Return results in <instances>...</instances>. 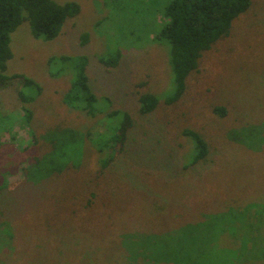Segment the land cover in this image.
<instances>
[{"label":"rangeland","instance_id":"rangeland-1","mask_svg":"<svg viewBox=\"0 0 264 264\" xmlns=\"http://www.w3.org/2000/svg\"><path fill=\"white\" fill-rule=\"evenodd\" d=\"M56 1L76 2L81 7L80 15L67 23L57 39L35 38L28 23L22 24L11 39L13 58L6 74L30 79L41 89L36 102L27 105L33 114L32 130L26 126L19 99L22 78L0 84V182L14 189L24 171L36 160L39 164L36 183L27 177L23 187L32 194L28 209L36 213L39 224L31 215L24 223L21 217L16 220L21 228L17 237L25 239L27 245L19 248L14 262L6 264H172L178 255L174 247L188 241L191 245L193 231L180 238L188 226L178 227L171 215L184 212L178 210L189 202L188 197L192 196V204L203 201L201 197L195 199L200 186L213 202L211 208L192 205L194 222L202 221L205 214L201 210L264 205V0H253L249 13L234 21L231 36L203 55L198 70L187 79L186 94L173 105L165 102L166 95L161 92L167 88L169 93L172 88L170 48L153 39L161 14L155 15L169 0ZM162 20L160 17L158 23ZM116 55L122 57L119 67L104 70L100 60ZM85 57V70L99 107L104 105L102 99L109 98V111L125 107L132 112L139 98L134 94L137 91H151L162 98L154 115L144 118V130L138 126L133 129L124 155L105 170L106 180L98 185L102 190L98 193L108 197L103 207L106 212L101 215L109 220L108 230L116 238L107 241L110 259L106 261L101 253L105 243L97 241L103 237L98 235L96 222L86 226L83 217L70 216L77 208L70 209L68 201V195L81 196L94 190L93 184L88 185L91 173L101 170L93 144L106 131L97 126L103 114L94 119L66 104L77 91L76 83L83 81L74 65ZM141 84L144 88L139 87ZM217 108L225 114L215 112ZM56 128L75 129L82 137L89 131L88 140L93 144L82 139L79 146L69 142L60 147L52 145L48 139L59 134L54 132ZM186 130L199 134L209 150L205 160L186 167L188 170L183 166L191 162L193 142L184 136ZM80 146H84L83 154ZM78 158L82 159L79 165H68ZM62 166L66 168L60 172ZM34 170L30 169V174ZM8 192L1 198L0 237L9 226L15 227L4 207L9 208L14 220L25 210L15 199L5 202ZM39 193L45 199L43 206ZM21 195L18 189L14 198ZM36 201L39 206L34 205ZM253 223L257 230L250 235L259 248L248 261L263 264L264 237L258 229L262 221L254 218ZM36 228L44 229L37 239L42 242L39 248L29 245ZM89 239L94 240L93 247L86 249ZM235 242L228 236L220 239L225 246H236ZM11 244L0 248L5 249V258L16 252Z\"/></svg>","mask_w":264,"mask_h":264},{"label":"trees","instance_id":"trees-1","mask_svg":"<svg viewBox=\"0 0 264 264\" xmlns=\"http://www.w3.org/2000/svg\"><path fill=\"white\" fill-rule=\"evenodd\" d=\"M252 4L253 0H169V2L156 13L155 18L161 14L160 17L164 20L160 23H158L160 17L156 20L158 27L156 30L157 33L153 35V39L170 48L169 66L172 76V88L169 93L167 88L161 91L166 95L164 98L168 105L177 103L183 95L186 94L187 79L192 73L198 70L200 59L221 41L231 36L234 21L251 10V7H253ZM80 12L81 7L76 2L60 4L56 0H0V84L11 79L22 78L23 85L19 92V99L24 107L26 126L30 130L33 128V125H31L33 114L27 105L36 102L41 93V89L30 79L20 75L8 76L6 74L8 63L13 58L11 50L12 34L15 33L22 24L28 23L31 27L32 35L35 38L53 41L62 34V31L69 21L74 20L80 15ZM146 13L148 14V11H146ZM83 41L84 44L88 42L87 35L83 36ZM121 60V55H116L115 58L107 60L101 59L100 63L104 70H113L119 67ZM86 63L87 58L82 59L81 63L74 65L76 73L83 75V81L81 80L79 83H76L75 89L77 91L74 95H70L72 98L68 97L66 104L71 109L81 113L83 112L94 119L98 118L99 114H103L104 116L100 122L97 123V126H102L106 131L100 135V139L97 140L95 145L88 140L91 136L89 131L85 137H82L79 135V131L72 128L71 130L56 128L58 130L54 132H59V134L48 140L53 142L52 145H59L60 147L65 142H69L74 146H79L80 143L83 142L82 139H84L85 142L89 141L88 144H93V148L99 155L101 172L98 173L94 171L91 173L93 177L91 176L88 182V185H94V190L91 191V193L81 196L74 195L71 197L68 195V201L70 203V209L77 208V211L71 212L70 216L76 214V216L79 215L83 217L86 226L91 225L93 220L96 222L98 226V235L99 237H103V241H97L105 243V248L101 253L104 255L103 259L106 261L110 259L107 241L111 243L116 240V238L114 237L115 234L111 233V230H108L110 229L108 227L109 220L101 215V213L106 212L103 210V207L108 202V197H102L100 195L101 193H98V190H101L98 188V185L106 180L104 174L105 170L113 163H116L119 157L124 155L129 135L133 133L137 126L144 130V118L154 115L162 104V98H159V95L157 96L151 91H137L134 94L135 97L139 96V98L137 100V106L132 112L126 111L125 107L109 111V105L111 104L109 98L102 99L104 105L99 107V105H97V102H99L98 98H96L94 90L89 84L91 81L89 74L85 70ZM144 84L139 85V87L144 88ZM29 90H31L30 93ZM215 112H223V114H225V111L219 108H217ZM135 113L140 117L135 118ZM19 119L23 120V118ZM110 133L112 135H110ZM258 135H261V133H258ZM184 136L191 138L193 142V154L190 157L192 158L191 162L183 166L185 170H188L186 167L195 166L199 162L205 160L209 154V150L207 143L196 132L186 130L184 131ZM88 144H86L85 147ZM83 147L84 146H80L79 148L80 154H83ZM36 161L29 166L27 171H24L22 181H20L14 189H9L7 183H5V185L3 182H0V192L4 191L5 188H7L6 192L8 190L10 191L8 192V197L5 199V202H11L15 199L25 209L23 210L24 214H16L15 216L17 217L14 220V216L9 214V208L4 207V213L12 220L15 227L11 228V226H9L10 230L0 237V248L2 245L11 242V246L16 252L12 256L5 258L3 253L5 249L0 251V257L5 258H0L1 264H6V261L14 262L16 260V255L20 254L17 252L19 248L27 245L25 239L20 240L19 237H17L21 228L19 227L20 223L16 220L21 217L19 220L24 223L27 217L30 218L31 215V219H34L35 222L39 224L36 213H31L28 209V206L32 204L29 195L32 194H28L26 187L23 188L27 184V177L32 179V181L36 179V167L39 166ZM80 162H82V159L78 158L74 163H67L68 165H79ZM166 165L165 163L164 166ZM65 168L66 167L62 166L60 172ZM30 169H35L32 174L29 172ZM67 169L69 171L72 170L70 168ZM33 183H36V180ZM202 188L201 186L198 188L200 192L194 197L197 200L201 197L203 201L193 202L192 204V196L188 197L189 202L181 205L178 210L184 212L176 213V211L171 215L172 220L178 223V227L184 228L188 226L186 228L187 230L181 232L180 238L190 229L193 231V233L190 234L192 239L191 245L188 241L184 245L181 244L180 246L174 247L177 249L178 255L174 258L172 264H252L253 261L248 260L251 258L252 252L256 253V250L259 248V245L255 243L253 239L254 236L250 235H254V231L257 230L253 223V219H261L262 225L258 229L260 231L259 235L263 238L264 205L255 204L250 208L218 206L211 212L201 210V212L205 214L202 221L194 222L191 219L192 213L194 212L192 205L195 204L198 206V204H200L202 206L203 204H207V206L210 207L213 202L208 195L203 194L205 191H201ZM18 189L22 190V195L14 198V194ZM6 192L2 193L0 196V205H3L1 198L6 195ZM222 193L223 192L219 194L221 195ZM34 194L38 196V193ZM40 194L41 193H39V197L43 206L45 204V199H43ZM221 196L224 197V195ZM221 199L222 198H219V200ZM219 200L216 201L217 204ZM62 201L66 202L65 197L62 198ZM34 205L39 206L37 201ZM188 217H190V220H186ZM202 227L207 229H201ZM13 229L14 234H12ZM42 230L44 229H34L35 235L33 237V242L29 243L30 246L33 245L39 248L38 246L42 242L37 239L42 237ZM204 230L205 234H203ZM196 236L199 237V240ZM222 236H228L231 239L237 240V242H235L236 246L222 245L220 243ZM3 237L6 238V240L3 239ZM165 239V241L168 240L167 238ZM93 242L94 240L89 239L86 249L93 247L91 245ZM51 247L54 246L51 245ZM6 250L9 251V249ZM34 253L36 254L35 250ZM13 256L15 257L11 259L10 257ZM161 263L166 264L165 262ZM262 263L264 264V261H262ZM147 264L155 263L149 261Z\"/></svg>","mask_w":264,"mask_h":264}]
</instances>
